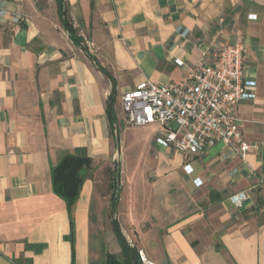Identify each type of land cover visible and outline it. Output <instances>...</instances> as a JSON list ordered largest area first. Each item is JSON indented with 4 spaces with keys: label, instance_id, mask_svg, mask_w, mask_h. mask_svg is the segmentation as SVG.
<instances>
[{
    "label": "crops",
    "instance_id": "0c3cea01",
    "mask_svg": "<svg viewBox=\"0 0 264 264\" xmlns=\"http://www.w3.org/2000/svg\"><path fill=\"white\" fill-rule=\"evenodd\" d=\"M62 1L79 45L58 0L0 14V264L121 260L112 220L154 264H264V0ZM222 42L243 44L252 83L253 99L234 109L244 161L222 143L197 155L162 148L153 125L113 137L121 95L181 82ZM66 156L90 161L69 211L50 175Z\"/></svg>",
    "mask_w": 264,
    "mask_h": 264
},
{
    "label": "built area",
    "instance_id": "2783aa9c",
    "mask_svg": "<svg viewBox=\"0 0 264 264\" xmlns=\"http://www.w3.org/2000/svg\"><path fill=\"white\" fill-rule=\"evenodd\" d=\"M16 1L20 0H0V14ZM244 60L242 43L222 42L203 49L200 61L179 83H138L120 97L124 124L158 126L156 143L162 148L197 155L222 143L244 161L250 147L234 114L240 102L253 99L248 92L252 83L244 78ZM138 259L140 264H154L142 252Z\"/></svg>",
    "mask_w": 264,
    "mask_h": 264
},
{
    "label": "trees",
    "instance_id": "16d2710c",
    "mask_svg": "<svg viewBox=\"0 0 264 264\" xmlns=\"http://www.w3.org/2000/svg\"><path fill=\"white\" fill-rule=\"evenodd\" d=\"M58 6L59 17L63 28L69 34L71 41L75 45H79L80 40L76 36L75 31L64 19L65 14L63 11L62 0H58ZM99 69L107 78H111V76L105 70L100 67ZM114 100L115 96L113 92L107 104V114L111 123H113L115 120L113 112ZM89 166L90 161L87 158L66 156L56 166L51 168L50 175L53 193L65 202L67 211L70 210V208L73 206V204L78 198L80 187L84 180L83 171ZM115 211V203L113 199L111 206V214H115ZM112 227L115 236L121 246L123 260H118L116 257L108 255L106 264H140L136 250L129 247L115 220H112Z\"/></svg>",
    "mask_w": 264,
    "mask_h": 264
},
{
    "label": "rangeland",
    "instance_id": "374dc122",
    "mask_svg": "<svg viewBox=\"0 0 264 264\" xmlns=\"http://www.w3.org/2000/svg\"><path fill=\"white\" fill-rule=\"evenodd\" d=\"M116 126V127H115ZM121 127V128H120ZM124 127H126V125L125 124H122V125H120V123L117 125H111V132H112V135H113V137H116V138H118L119 139V137H120V135L123 133V128ZM127 128V127H126ZM119 176V173H118V170L117 169H115V172H114V177H115V180H114V186H115V184H116V179H117V177ZM99 181H101V183H102V191L103 192H105V190H106V185H107V182H108V179H107V175L105 174V173H102V175H99ZM113 181V180H112ZM115 187H113L112 189H114ZM111 188L110 189H108V191H110L111 192V190H112ZM121 260H123V259H121Z\"/></svg>",
    "mask_w": 264,
    "mask_h": 264
},
{
    "label": "water",
    "instance_id": "95a60500",
    "mask_svg": "<svg viewBox=\"0 0 264 264\" xmlns=\"http://www.w3.org/2000/svg\"><path fill=\"white\" fill-rule=\"evenodd\" d=\"M25 31V29L23 28V29H21V31H20V35H23V32Z\"/></svg>",
    "mask_w": 264,
    "mask_h": 264
}]
</instances>
